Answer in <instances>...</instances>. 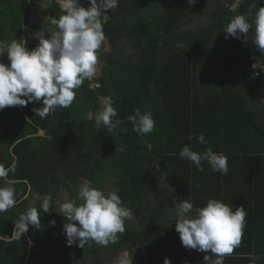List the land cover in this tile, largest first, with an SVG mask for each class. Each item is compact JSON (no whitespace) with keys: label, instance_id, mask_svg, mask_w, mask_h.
<instances>
[{"label":"trees","instance_id":"16d2710c","mask_svg":"<svg viewBox=\"0 0 264 264\" xmlns=\"http://www.w3.org/2000/svg\"><path fill=\"white\" fill-rule=\"evenodd\" d=\"M15 1L18 0H7L8 6L16 4ZM176 1L171 8L172 0H120L116 9L108 10V18L102 23L105 40L97 51V59L104 63L103 72L106 75L99 77L100 86L97 89L93 86L83 89L78 98L86 103L85 109L81 111L85 114L86 111L97 113L103 98L111 97L118 112V117L114 119L122 121L118 126L121 131L109 132L103 126L97 128L94 116H77V112L74 115L71 111L69 114L66 108L41 118L34 109L43 107L42 100L24 107L0 110V164L8 166L13 159L17 162L18 167L14 173H10L9 179L15 181L16 199L22 200L7 212L0 213V235L11 236L13 222L28 207L34 206L30 201L37 193H41L42 185L55 182L59 174L62 175V182L58 193L60 200L63 199L62 195L67 188L76 183L78 173L90 171V163L86 160L88 152L110 149L115 154L116 151L120 152V147H124L125 156H132L135 148L130 144L136 132L133 131L134 121L128 118L134 116V110L139 108L141 113L151 112L158 140L157 144L152 142L153 132L142 135L145 147H142L144 151L141 152L146 153L149 160L139 165L137 179L140 187L149 190L145 198L148 200L150 196L153 200V192L161 194L156 191L155 185L158 184L155 179H145L149 176L148 170H155L160 179L165 177L164 173H168V179L165 180L173 189V196L178 203L190 196L194 208L205 206L210 198L222 200L233 211L239 207L245 208L247 215L241 244L231 255L225 256L224 264H252L253 260L255 264H264V175L254 174L250 167H246L254 152L249 143L255 115L247 108V100L241 88L221 93L216 86L218 79L211 78L205 83L204 95L199 87L203 73L209 70L213 73L220 62L221 68L225 69L223 72L229 76L234 74L239 78L240 74L239 86L245 87L246 82L250 81L264 86V75L245 79L248 73H244L243 77L244 70L246 72L250 65L251 56L259 60L248 49L252 47L255 28L253 21L256 12L262 7L261 0H244L234 14L228 10L226 16L219 17L217 24L222 29L236 15L246 16L248 22L253 24L247 37L243 34V38L237 42H233L232 37L223 41L220 33L217 35L219 42L201 39L202 36L198 35L201 30L194 27L195 17L190 16L192 8L184 5L181 7V0ZM213 1L224 11L220 0ZM23 2L19 0V4ZM80 4L83 7L90 5L88 0H80ZM195 4L199 5V0ZM2 7L0 5V11ZM162 7L171 9L167 18L172 20L168 24L170 31L178 26L183 33L175 35L160 32L155 21L159 22L162 17L158 14V11L162 12ZM7 12L16 16L11 7ZM15 19L19 21L20 18ZM170 34L174 35L177 43L184 41L186 45L175 46L174 41L169 40ZM124 35L137 42V49L130 54V66L122 63V57L116 54L114 48V42L121 40ZM228 47L240 50L238 61L234 60L233 55H226L229 60L221 61ZM262 56L259 61L264 63V53ZM231 70L235 71L231 73ZM39 128L44 131L43 136L36 135ZM124 128L127 129L126 133L122 131ZM190 133H203L207 145L189 141L187 136ZM185 144L197 152L211 147L214 152L223 153L228 158V174L210 172L206 162L203 163L204 171H197L194 164L178 155ZM135 156L134 153L132 158L138 162ZM132 158L123 162H130ZM256 159L262 157L257 154ZM120 175L116 173L117 180L113 186L115 189L119 187L118 194L124 185L123 181L120 182ZM98 183L100 180L93 181V184ZM0 186H3L2 181ZM126 188L129 189L127 185ZM40 211L41 224L36 228L30 227L27 233L22 234L20 241H0V264L78 263L79 255L72 250V246H67L66 239L59 236L56 226L50 223L48 213ZM176 221V217L168 221L166 224L169 225L165 228L162 227L163 222L150 225L148 231H139L138 237L128 227L106 251V259L104 256L101 258L104 261L113 260L120 248L126 246L131 252L143 251L141 259L135 256L137 262L132 258L135 264H163L165 257L172 264H202L200 261L204 256L211 253L186 250L175 231ZM173 243L181 244L182 249H171ZM179 254L184 257L178 259ZM188 256L195 259L191 261Z\"/></svg>","mask_w":264,"mask_h":264},{"label":"clouds","instance_id":"9594fccd","mask_svg":"<svg viewBox=\"0 0 264 264\" xmlns=\"http://www.w3.org/2000/svg\"><path fill=\"white\" fill-rule=\"evenodd\" d=\"M88 2L90 7L85 8L81 6L80 0H61L60 6L65 14L61 13L52 20L55 29L50 35L47 28L34 34L38 40L34 49H28L27 39L0 40V57L7 54L10 62L7 65L0 62V110L6 107H24L42 100L43 107L34 111L36 115L45 118L49 113L73 104L76 90L97 72V51L105 40L103 25L100 22L101 10L106 12L119 6L118 0ZM188 2L191 5L195 4L196 0ZM41 3L45 8V0H41ZM220 4L225 9L221 1ZM253 23L255 28L251 43L258 51L264 53V7L258 9ZM252 27L253 24L248 22L246 16L236 15L222 32L227 34L226 39L232 37L233 42H237L243 38V34L247 37ZM238 33L241 34L240 38ZM252 59L251 56L250 60ZM257 66L258 64L253 65L254 68ZM95 84L99 83L92 85L97 89L100 85L95 87ZM134 111L135 115L128 118L134 121L133 131L139 135L152 132L155 129V121L151 112L141 113L139 108ZM117 117L118 112L111 97H104L100 110L94 115L96 127L103 126L109 132L121 131L118 126L122 121L114 119ZM122 131L126 133L127 129ZM187 139L201 145L208 143L203 133H190ZM124 150V147L119 148L120 152ZM178 155L194 164L197 171H204L203 163L206 162L210 172L228 174V158L223 153L214 152L211 147L197 152L185 144ZM17 167L15 159L8 166L0 164V181L3 182V186H0V213L7 212L19 203L16 199L15 181L9 179L10 173H14ZM35 199L41 201L42 213H48L52 196L45 194L41 197L37 193ZM77 200L81 203L78 204ZM59 209V214L65 218L63 234L66 236L67 246L75 244L82 249L90 243L103 247L110 243L115 244L118 241L117 234L125 232V220L133 217L132 211L123 206L115 188L108 186L107 190L100 189L94 187L92 181L87 179H83L80 184L76 198L61 203ZM40 210L34 206L28 207L13 222L11 236L0 235V241H20L22 234L27 233L30 227L36 228L41 224ZM176 215L180 219L176 221L175 231L179 234L182 246L186 250L211 253L204 256L202 264H224L225 256L231 255L241 244L247 215L243 207L233 211L232 207L222 200L210 198L205 206L194 208L189 196L178 203ZM50 223L55 226L56 222L53 220ZM119 264H133V259H121ZM163 264L172 262L165 257ZM252 264H255V260Z\"/></svg>","mask_w":264,"mask_h":264},{"label":"rangeland","instance_id":"374dc122","mask_svg":"<svg viewBox=\"0 0 264 264\" xmlns=\"http://www.w3.org/2000/svg\"><path fill=\"white\" fill-rule=\"evenodd\" d=\"M207 1H208V3H210L213 0H207ZM54 2H55V0H46L45 1V6H46L47 12L54 10L56 8V5H54ZM175 2H177V1L172 0L171 8L173 6H175L174 5ZM183 5L189 6L190 8H192V11L190 13L191 17L197 16L194 19V27L196 29L201 30L200 33H198V35L200 34L202 36L201 39H205L207 42H209L213 37L218 35V33H220V36L222 37L223 41L226 39L225 37L227 34L222 32L224 30V28L222 29L220 26V29H219L218 24L215 22V19L219 18L221 16H226L227 10L223 9L224 11H221L218 8L217 3H212L210 5H206V3H205L204 5H199L197 7V6H195V4L190 5L188 0H181V7H183ZM160 7H159V9H160ZM161 10H162V12L158 11V14L162 17H160L159 22L155 21L160 32H162V33H175V35H178L177 33H182L181 30L178 29V26H175V28L173 29L174 31L171 30L172 32L169 29L168 24H170V22H172V20L171 19L168 20L167 18L170 16L169 13L171 12V9L169 10L166 7H162ZM202 12H204V13L201 14ZM150 16H152V15H150ZM187 18L189 19L190 17H187ZM229 22H230V20L227 21V24ZM48 25H49V21H48ZM168 37H169V40L174 41V45L177 47L186 45L184 43V41L177 43L174 35H172V34H170ZM136 44H137V42L135 43L132 38H129L126 35H124L121 38V40L114 42V48H115L116 54H118V56L120 54V57H122V59L124 61L122 63H124L126 66H130V63H131L130 54L137 49ZM225 44H226V41H225ZM173 49L175 50L174 47H173ZM239 54H240V50L238 48L229 47L227 49V53L223 56L221 61L229 60V59H227L226 55L227 56L233 55L234 60L238 61L237 59H238ZM224 58H226V59L224 60ZM136 60H137V57L135 58V63H136ZM221 67H222V64L220 62L219 64H217L215 66V70H213V73H212V70H209V72L206 71L203 73L204 75H202V80H201L202 83L201 82L199 83L200 84L199 87H200V89H202L203 95H204V93H206V89H205L206 81L210 80V78H213L214 76H216L215 74H217L219 70H221V71L225 70ZM99 71H104V63L103 62L97 63V72H99ZM234 71L235 70H231V73ZM244 73L249 74L248 71L245 72V70H244L243 77H244ZM102 74L106 75L105 72H103ZM238 75L240 78L239 73H238ZM245 76H246V74H245ZM237 77L238 76H234V74H231L229 76L226 72H224V75H223L224 81H220V80L218 81L217 89L221 93H224L225 91L233 90L236 88L244 89V87L237 85ZM226 87H228V89ZM249 87L250 86L246 87L247 91H248ZM253 89H254V87H253ZM249 91L253 92L254 96H256L257 91H254L252 89H249ZM203 95H201V96H203ZM262 95H264V93ZM147 99H149V98H147ZM83 104H84V102L81 101V99L75 98L72 106L75 107V112H77V116L81 115V113L79 112V107H82ZM159 104H160V101H159ZM259 106L261 107L260 104H259ZM69 108L70 107L66 108V111H68V113H69ZM261 108L264 110L263 107H261ZM90 115H93V112L90 113ZM77 119L79 120L81 118L77 117ZM252 131L264 134V130L259 128L256 122L254 125V129ZM152 132H153V136L151 138L152 142H155L157 144L158 143V140L156 138L157 132H155V130H153ZM133 138H134V140H132V143L130 145L132 147L134 146L135 151L132 152V156L135 153V155H136L135 157H137L139 159L138 162H137V159L132 158V156H130V154L125 156L126 154L124 152L120 153V152L116 151V153L114 154L110 149H107L104 151L103 150L102 151L97 150L95 152L90 151V152H88L87 159H86L90 163V171H88V172L81 171L82 173H78L76 183H72L67 188V191L64 192V194L62 195L63 199L60 200L59 193H58L59 185L62 182V175L61 174H59L57 176V179L55 182L44 183V185H42V191L40 193V196L42 197L45 194H50L52 196V205H51L50 210L48 212V217L51 221L54 220L56 222L55 226H56L58 234H59V236H61V238L66 239V236L63 234V223L65 222V218L59 214L60 204L64 203V202H70L71 200L76 198L79 186L83 182V179L90 180V181H92V183L95 180H100L101 184L98 183L100 185L93 184L94 187H97L100 189L107 190L108 186L113 187L115 181L117 180L116 173L121 174L120 178H122V179L120 180V182L123 181V183H124V185L121 186V191L119 193V196L122 200V204L124 207L130 209L133 213L132 219L125 220V231L129 227V228L133 229L134 233H136L135 236L138 237L140 234L139 231H142V230L148 231V228L150 227V225L163 222L164 225L162 227L165 228L169 225V224H166L168 221H172V219L175 217L178 220L180 219V217H178L176 215V208L178 205V201H176V197L173 196V194H174L173 189L170 187L168 181L166 183V180H165V178L168 179V177H167L168 173H164L165 177L160 179V178H158L159 175L155 170H148L147 171V167H146V171H147V174L149 176L145 177V179L146 178L148 180H149V178L155 179L156 183L158 184V186L155 185L156 191L161 192V194H155L153 192V194H154L153 200L150 198V196H149L150 199L148 198V200L145 198L148 195L147 192H149V190H147L146 187L144 188V186L143 187L139 186L137 177L139 176V174H138V170L140 169L139 165L142 164L143 161L145 162V161H148L149 159H148V156L146 155V153L144 154L141 152V151H144L142 147H145L143 144L144 139H143L142 135H139L136 133V135ZM119 144L121 145L122 143H119ZM89 155H91V156H89ZM130 158H132L130 162H126V163L123 162V161H128ZM130 166H133V169H130ZM146 171H145V173H146ZM152 182H154V181H152ZM152 182H150V183H152ZM145 184H146V181H144V185ZM126 185H127V187H129V189L126 188ZM132 185L135 186V187H133V189L130 188V186H132ZM116 190H119V187L116 188ZM59 202H61V203L59 204ZM77 203L79 204V203H81V201L77 200ZM30 204L34 205L37 208H40L41 201L33 198L30 201ZM158 227L161 228V226H158ZM117 235L119 236L121 234H117ZM72 247H73L72 250L79 255L77 258L78 263H75V264H100L104 261V259H106V256L108 255L107 254L108 249H110V247H111V243L107 247L98 246L95 243H90V245H86L84 247V249L77 247L75 244L72 245ZM170 247H171V249H173V247L175 249L176 248L182 249L181 244H176V243L171 244ZM127 249H128V247H126V246H124V248L121 247L120 250L118 251L116 258H114L113 260H110V261H104L103 264H119V261L121 259H124V258H127L129 260H131V258H134L135 262H137V259L135 256H137L138 258L141 259V257H143V255H144L143 251L141 249H140V251L139 250H132V252H131V250H127ZM188 255H189V252H188ZM103 256H104V259L101 258ZM177 257H178V259H180L184 256L183 255L180 256V254H179V255H177ZM191 257H193V256H191ZM189 259L192 261V259H195V258L191 259L189 257ZM40 264H45V263L42 262ZM133 264H135V263H133Z\"/></svg>","mask_w":264,"mask_h":264},{"label":"crops","instance_id":"0c3cea01","mask_svg":"<svg viewBox=\"0 0 264 264\" xmlns=\"http://www.w3.org/2000/svg\"><path fill=\"white\" fill-rule=\"evenodd\" d=\"M199 2H200L199 5H204L205 3H206V5H210L212 3H215L214 1L208 3L207 0H199ZM60 4H61V0H55L54 5H56V8L54 10L47 12L46 6L44 5L45 8L42 7L41 0H24V2L21 4H19V0H18L16 2V4H12V5L9 4V6L7 4V0H3V1L0 0V5L3 6L2 11H0V40L10 41L14 38L27 39L28 40V45H27L28 49L29 50L34 49L36 47V45L38 44V40L34 37V34L36 32L41 31V30H46V28H47L48 33L50 35L52 33V31L55 29V25L52 23V20L54 18H57L62 13V8H61ZM199 5L195 4V6H197V7ZM9 7L13 8V13L16 16H13L12 14L7 12ZM203 13L204 12H202L201 14H203ZM15 17H17V19L20 18L19 21H17L15 19ZM194 17L196 18L197 16H194ZM218 19L219 18L215 19L216 23H219ZM48 21H49V25H48ZM218 28L220 29V26H218ZM46 35H47V32H46ZM216 36L213 37L209 42L218 41ZM252 38H253V36H252ZM248 51L253 55L256 54L255 57L258 58L259 60H262V57H263L262 54L263 53L258 51L253 44H252V47H250V49H248ZM258 52L260 53V55L258 54ZM0 62H3L6 65L10 63L7 59V54H5L4 57H0ZM247 69H248L247 71L249 72V74L246 76L245 79H247L248 77L251 78V71H250L249 65H248ZM102 73H103V71H99L90 80H85L83 83L84 86L82 84V86L78 90H76V98H78V95H80V93L83 91V89L92 88V85L96 82H98L100 84L99 77ZM215 75L216 76H214L211 79L212 80L218 79L216 81V86H217L219 80L224 81V79H223L224 72L220 70ZM240 83H241V79L237 78V85H239ZM246 83H247V85L245 84V87H244V89H242L241 92H243L242 94L244 95V97L247 100V108L255 115V122L257 123L258 127L264 130V110L259 106V104L257 102L259 96L264 93V86L263 85H257L254 83V81H250V82H246ZM248 86H250L249 89L257 91L256 96H254V93L250 92L249 89H248V91L246 90V87H248ZM253 87H254V89H253ZM226 88L228 89V87H226ZM233 90H235V89H233ZM85 104H83L82 107H79V112H81L82 110L85 109ZM57 111L61 112V109H58ZM69 111H71L70 112L71 114H74V115L76 114L75 107L72 105L70 106ZM92 112H93V115H90V113H92ZM95 113L96 112H94V111H90V112L86 111L85 114H83L81 112V115H84L88 118H91L95 115ZM244 141H245V139H243V142ZM249 145H251L252 148H250V149H253L254 152H252V154L250 155L252 157V160H250V162H248L246 164V167H250L251 171L254 174H257V175L263 174L264 175V134L253 131L251 142L249 143ZM257 149H262V150L257 151ZM257 154L259 156H261L262 159L257 160L256 159ZM252 178H253V180H255L253 176H252ZM200 262L202 263L203 259Z\"/></svg>","mask_w":264,"mask_h":264},{"label":"built area","instance_id":"2783aa9c","mask_svg":"<svg viewBox=\"0 0 264 264\" xmlns=\"http://www.w3.org/2000/svg\"><path fill=\"white\" fill-rule=\"evenodd\" d=\"M120 0H118L119 2ZM221 3L224 5V8L228 11H232L233 13L235 11H237V9H239L241 3L244 2V0H220ZM261 4L262 7H264V0H261ZM90 7V5L88 6ZM85 7V8H88ZM65 14L64 10L62 15ZM108 11H103L101 10V17H100V22L103 23L106 21V19L108 18ZM107 16V17H104ZM239 38L241 37V34L238 33ZM239 38H234V39H239ZM258 64L257 68H254L253 65ZM250 69H251V77L252 78H258L260 75H264V63L259 62V61H255L252 59L251 63H250ZM98 84H95V87H98ZM258 103L261 105V107L264 108V95L259 96L258 98Z\"/></svg>","mask_w":264,"mask_h":264},{"label":"water","instance_id":"95a60500","mask_svg":"<svg viewBox=\"0 0 264 264\" xmlns=\"http://www.w3.org/2000/svg\"><path fill=\"white\" fill-rule=\"evenodd\" d=\"M26 119L27 120H30L27 116H26ZM37 136H43L44 135V131L42 130V129H38V133L36 134ZM14 156V155H13ZM27 197V195L24 197V198H26ZM22 200H19V203L21 202Z\"/></svg>","mask_w":264,"mask_h":264}]
</instances>
